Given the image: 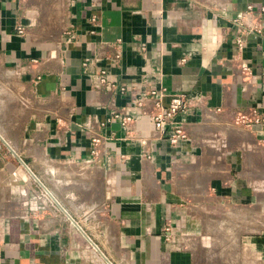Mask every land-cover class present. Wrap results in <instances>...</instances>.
<instances>
[{"label": "crops", "instance_id": "0c3cea01", "mask_svg": "<svg viewBox=\"0 0 264 264\" xmlns=\"http://www.w3.org/2000/svg\"><path fill=\"white\" fill-rule=\"evenodd\" d=\"M248 5L0 0V264H264V28L237 52L230 24ZM152 88L188 101L163 133L136 106Z\"/></svg>", "mask_w": 264, "mask_h": 264}, {"label": "built area", "instance_id": "2783aa9c", "mask_svg": "<svg viewBox=\"0 0 264 264\" xmlns=\"http://www.w3.org/2000/svg\"><path fill=\"white\" fill-rule=\"evenodd\" d=\"M264 14V5L255 8L253 5H248L246 11L241 13V15L233 18L230 22L233 41L237 52L244 50L247 43V38L252 32L260 33L264 28V19L262 15ZM92 21L95 22L93 18ZM21 32V30H20ZM121 56V52L118 50L114 53V58L118 59ZM246 70V68H245ZM97 86H105L108 90L115 88V85L109 80V76L105 70L98 71L96 75ZM121 92L128 89L126 86L118 87ZM166 96V91L163 88H152L149 89L147 93L141 94L136 100V106L140 111V116H144L149 119L153 129L157 133H163L167 126H171L174 123L175 117L183 112L187 107V98L183 94H172L170 95V100L168 104L163 103V98ZM150 102L147 103L146 101ZM253 122H259L261 119L255 115L253 111ZM112 116L121 118V123L128 127V124L133 120L131 114H125L121 117L119 114H113ZM243 122L245 120L244 116L240 117ZM183 136L180 127L174 129L171 133L170 140L175 142L178 137ZM97 138L93 139V143L96 144Z\"/></svg>", "mask_w": 264, "mask_h": 264}]
</instances>
